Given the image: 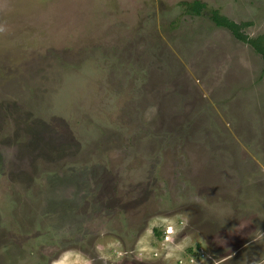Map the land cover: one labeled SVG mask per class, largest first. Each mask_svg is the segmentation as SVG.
Returning <instances> with one entry per match:
<instances>
[{
	"label": "rangeland",
	"instance_id": "1",
	"mask_svg": "<svg viewBox=\"0 0 264 264\" xmlns=\"http://www.w3.org/2000/svg\"><path fill=\"white\" fill-rule=\"evenodd\" d=\"M190 1L0 0V264H264V0Z\"/></svg>",
	"mask_w": 264,
	"mask_h": 264
},
{
	"label": "trees",
	"instance_id": "2",
	"mask_svg": "<svg viewBox=\"0 0 264 264\" xmlns=\"http://www.w3.org/2000/svg\"><path fill=\"white\" fill-rule=\"evenodd\" d=\"M204 2L200 0H192L187 4V10L189 12H193L198 14L200 12V8L203 6ZM211 19L217 25H221L227 27L231 30L233 35L243 41H248L250 44L254 46V48L261 53L262 58L264 60V32L262 34L257 35L256 37L248 36L242 28L249 24L248 21H240L236 22L235 20L231 19L230 17L220 14L216 9L211 11L210 14Z\"/></svg>",
	"mask_w": 264,
	"mask_h": 264
},
{
	"label": "built area",
	"instance_id": "3",
	"mask_svg": "<svg viewBox=\"0 0 264 264\" xmlns=\"http://www.w3.org/2000/svg\"><path fill=\"white\" fill-rule=\"evenodd\" d=\"M163 231H164V235H162V239L167 242V240H170V237L174 236L178 231L176 228L175 224H169L166 223L165 226L163 227ZM193 258L190 257V260H192Z\"/></svg>",
	"mask_w": 264,
	"mask_h": 264
},
{
	"label": "clouds",
	"instance_id": "4",
	"mask_svg": "<svg viewBox=\"0 0 264 264\" xmlns=\"http://www.w3.org/2000/svg\"><path fill=\"white\" fill-rule=\"evenodd\" d=\"M0 31H3V29L0 28ZM150 111H151L153 114H155V111H156L155 107L151 108ZM150 118H151V117H149V119H150Z\"/></svg>",
	"mask_w": 264,
	"mask_h": 264
}]
</instances>
